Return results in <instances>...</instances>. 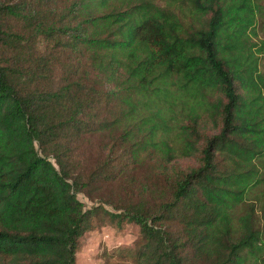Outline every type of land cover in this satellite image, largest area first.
<instances>
[{
  "label": "trees",
  "instance_id": "16d2710c",
  "mask_svg": "<svg viewBox=\"0 0 264 264\" xmlns=\"http://www.w3.org/2000/svg\"><path fill=\"white\" fill-rule=\"evenodd\" d=\"M260 16L264 0H0V264H78L101 212L79 193L144 167L154 182L104 200L140 229L128 264H264Z\"/></svg>",
  "mask_w": 264,
  "mask_h": 264
},
{
  "label": "rangeland",
  "instance_id": "374dc122",
  "mask_svg": "<svg viewBox=\"0 0 264 264\" xmlns=\"http://www.w3.org/2000/svg\"><path fill=\"white\" fill-rule=\"evenodd\" d=\"M258 30V42L264 41V16L259 18ZM262 63L264 70V57ZM99 146V143L88 145L87 153L97 155L100 153ZM146 180L154 182L155 178L148 173V168L144 167L131 183L121 179L120 182L103 184L96 193H89L90 196L79 193L78 198L85 204L86 209L99 206L101 212L94 217L91 229L79 241L76 254L78 264H128V261L123 259L125 254L123 251L134 248L140 242V229L136 224L125 223L119 226L117 221L108 214L117 213V210L104 200L117 201L119 195L124 198L129 197L127 192L132 191V188L141 187V182Z\"/></svg>",
  "mask_w": 264,
  "mask_h": 264
}]
</instances>
